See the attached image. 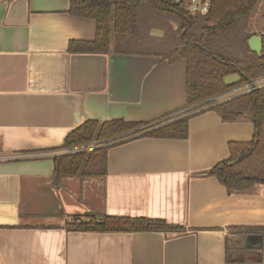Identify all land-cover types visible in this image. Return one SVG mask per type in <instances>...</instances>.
Listing matches in <instances>:
<instances>
[{
	"label": "crops",
	"instance_id": "crops-1",
	"mask_svg": "<svg viewBox=\"0 0 264 264\" xmlns=\"http://www.w3.org/2000/svg\"><path fill=\"white\" fill-rule=\"evenodd\" d=\"M69 0H0V155L52 149L87 120L152 122L182 111L186 63L152 55L69 53L92 19ZM246 117L191 116L187 138L138 137L107 150L106 174L53 177L50 157L0 161V264H264L263 188L227 194L208 170L247 142ZM85 214L144 217L183 232L67 231ZM260 234L261 248L245 236ZM242 258L227 263L226 254Z\"/></svg>",
	"mask_w": 264,
	"mask_h": 264
},
{
	"label": "trees",
	"instance_id": "trees-1",
	"mask_svg": "<svg viewBox=\"0 0 264 264\" xmlns=\"http://www.w3.org/2000/svg\"><path fill=\"white\" fill-rule=\"evenodd\" d=\"M257 1L211 0L206 14L191 15L183 3L172 0H69V14L96 24L94 39L69 41V53L152 55L168 63L184 58L186 102L180 114L156 125L119 118L83 122L55 149L94 146L52 157L53 177H104L109 147L138 137L185 139L189 118L213 110L224 122L246 117L253 125V135L247 142L228 143V155L207 173L225 187L227 194L260 185L264 196V85L224 101L216 98L264 75V34L260 56L247 45L251 35L246 27ZM170 20L177 23L175 27ZM156 30L160 33H152ZM221 40L240 43L245 53L238 58L223 51ZM231 74L239 75L240 82L227 86L224 78ZM64 228L99 233L184 231L182 226L159 219L94 214L73 216ZM236 229L263 234L264 223ZM225 260L239 262L242 258L227 252Z\"/></svg>",
	"mask_w": 264,
	"mask_h": 264
},
{
	"label": "built area",
	"instance_id": "built-area-1",
	"mask_svg": "<svg viewBox=\"0 0 264 264\" xmlns=\"http://www.w3.org/2000/svg\"><path fill=\"white\" fill-rule=\"evenodd\" d=\"M176 3H183L186 11L191 15H204L208 12L211 6V0H172ZM253 20L259 25V29L257 34L262 36L264 34V0H258L254 11L252 13ZM264 85V75L258 77L254 80L248 81L243 85L235 87L226 93H223L216 97L219 101H224L226 99L232 98L236 95L245 93L250 90H254L258 87ZM182 111L175 112L171 115L162 117L155 121L150 122L151 125H156L165 121L168 118H172L180 114ZM94 146V143L88 144L86 146L68 148V149H44L40 151H32V152H19V153H11L7 155H0V161L6 160H17V159H30V158H42V157H54L70 152L76 151H87L90 150Z\"/></svg>",
	"mask_w": 264,
	"mask_h": 264
},
{
	"label": "water",
	"instance_id": "water-1",
	"mask_svg": "<svg viewBox=\"0 0 264 264\" xmlns=\"http://www.w3.org/2000/svg\"><path fill=\"white\" fill-rule=\"evenodd\" d=\"M247 45L249 50L252 53H255L257 56L261 55L262 50V37L260 35H252L248 41ZM240 82V77L237 74H231L224 78V83L227 86H232ZM261 239L260 234H247L245 236V248L246 249H259L261 248Z\"/></svg>",
	"mask_w": 264,
	"mask_h": 264
},
{
	"label": "rangeland",
	"instance_id": "rangeland-1",
	"mask_svg": "<svg viewBox=\"0 0 264 264\" xmlns=\"http://www.w3.org/2000/svg\"><path fill=\"white\" fill-rule=\"evenodd\" d=\"M170 24L175 25L177 24L174 20H170L169 21ZM258 29H259V25L253 20V18H250L248 23H247V27H246V30L247 32L252 36V35H258L257 32H258ZM152 33L154 34H159L160 31H152ZM228 41H225V40H221L220 42V47H223L225 52H230L232 55L234 56H237L238 58L241 57L242 54L245 53V50L243 49V47H241L240 43L239 45H235L234 42H229V44H227ZM237 46V47H236ZM239 46V47H238Z\"/></svg>",
	"mask_w": 264,
	"mask_h": 264
}]
</instances>
